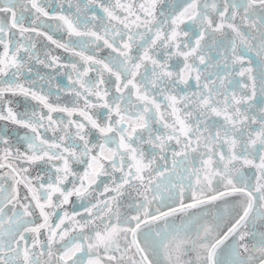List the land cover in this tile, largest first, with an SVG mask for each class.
Segmentation results:
<instances>
[{"label": "snow or ice", "instance_id": "1", "mask_svg": "<svg viewBox=\"0 0 264 264\" xmlns=\"http://www.w3.org/2000/svg\"><path fill=\"white\" fill-rule=\"evenodd\" d=\"M64 2L0 0V264H264V0Z\"/></svg>", "mask_w": 264, "mask_h": 264}, {"label": "flooded vegetation", "instance_id": "2", "mask_svg": "<svg viewBox=\"0 0 264 264\" xmlns=\"http://www.w3.org/2000/svg\"><path fill=\"white\" fill-rule=\"evenodd\" d=\"M60 2L65 5L64 6V10H65V12H67L68 11L67 3H65L64 0H60ZM166 2H168V0H166ZM80 3L81 4L86 3V0H80ZM72 11L73 12L75 11L74 7H73ZM61 32L62 31H57V34H56V30H55L54 31V39L60 40L62 42L63 40H62V37H61ZM68 39L69 38H68V36L66 34L65 41H67ZM73 39H75V38H73ZM107 51L108 50L105 49L104 52L101 53V55L102 56L106 55ZM89 54H91L90 50H89ZM54 55L59 56L63 63H68L71 60L75 59L74 57L70 56L69 53L63 51L62 49H58V48H54ZM251 58L253 60V69H254L253 74L258 77L259 76V71H260V69H259L260 61L254 55H252ZM60 73H61L60 69H57V70L53 71V79H54V82H55V91H56V85L57 84L61 85V87H68L69 86L66 75H61ZM91 75L94 76L95 73H92ZM61 93H63V92H61ZM51 100L53 102L56 101V95L55 96H51ZM64 100L70 102V97L63 93V95L60 96V102H63ZM54 115L59 116L60 114H54ZM26 131H27L26 129L19 128L20 136H22ZM49 135H51V134L49 133ZM12 140H13V142L16 141L14 139H12ZM23 147L24 146L21 145V150H23ZM170 163L171 162L169 161V166H170ZM74 167H79V166L74 165ZM38 171H39V167L35 168L32 171L31 174L33 176H35ZM245 171H247V169H245ZM21 192H23V188L22 187H21ZM72 199H73V201L76 200L75 197H73ZM228 199L231 200V201H235L237 198L236 197H229ZM65 207L68 210H72L73 207L79 208V203L77 202L76 204H69V205H66ZM205 209L208 210L210 213L211 212H223V202L217 201L215 205H207V206H205ZM205 209H198V210H194V211H204ZM210 218H211V216L208 217V219H210ZM176 223L177 224L179 223V218L176 219ZM257 226L259 227V222H257Z\"/></svg>", "mask_w": 264, "mask_h": 264}, {"label": "water", "instance_id": "3", "mask_svg": "<svg viewBox=\"0 0 264 264\" xmlns=\"http://www.w3.org/2000/svg\"><path fill=\"white\" fill-rule=\"evenodd\" d=\"M37 85H39V87H40V85H42V84H41V83H39V84L37 83ZM37 85H36V87H37ZM37 88H38V87H37ZM38 89H39V88H38ZM43 89H44V85H43ZM16 100H17V101H20V103L14 105V107H16V108L20 107L21 110H23V107H24V104H25V103L30 104V101L25 102V101L23 100L22 97H19V98L16 99ZM30 105H32L33 107H38V106H36L35 104H30Z\"/></svg>", "mask_w": 264, "mask_h": 264}]
</instances>
